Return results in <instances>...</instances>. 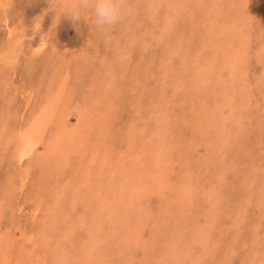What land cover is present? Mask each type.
I'll return each mask as SVG.
<instances>
[{"label": "rangeland", "instance_id": "374dc122", "mask_svg": "<svg viewBox=\"0 0 264 264\" xmlns=\"http://www.w3.org/2000/svg\"><path fill=\"white\" fill-rule=\"evenodd\" d=\"M1 1L0 58L4 50L12 58L6 66L5 59H0V264H264V0H129L131 13L113 31L94 27L90 7L80 10L79 19L66 13L78 0ZM213 25L217 27L212 29ZM9 28L16 30L12 36L8 35ZM38 34H44L46 45L36 53L33 49ZM200 60H207L208 66ZM92 73L95 81H100L93 82ZM61 77L67 89L53 95ZM226 83L231 87L227 88ZM17 87L23 94L17 92ZM49 90L52 95H47ZM45 95L52 98L48 101ZM39 97L45 102L42 106L47 107L45 118L50 123L36 145L41 155L25 160L21 170H29L30 174L20 178L13 175L20 170L13 160L14 144L6 145L9 138L21 137L19 129L25 125L26 116L36 111ZM95 99L100 102L97 106L92 105ZM38 110V114L43 112V108ZM92 110L98 124L89 135L83 129L88 126L78 117ZM58 131L63 138L58 141L57 151L52 150L53 145L47 150L51 133ZM79 135L87 141L75 139ZM102 149L109 159L105 165L94 160L92 154L94 151L102 161L104 156L97 155ZM48 151L52 153L48 155ZM107 163L117 164L114 175L105 167ZM87 182L98 187L92 190ZM108 190L112 195L106 197ZM107 217L112 219L109 223ZM92 245L100 251L91 249ZM184 245L194 246L190 247L194 253L190 251V255ZM129 254L138 258L133 261Z\"/></svg>", "mask_w": 264, "mask_h": 264}, {"label": "bare ground", "instance_id": "6f19581e", "mask_svg": "<svg viewBox=\"0 0 264 264\" xmlns=\"http://www.w3.org/2000/svg\"><path fill=\"white\" fill-rule=\"evenodd\" d=\"M4 1V0H3ZM3 1H1V2H3ZM47 1V0H46ZM45 1V2H46ZM75 1V0H74ZM245 1V0H244ZM249 1V0H248ZM252 1V0H251ZM67 2H70L69 0L67 1ZM234 2V1H233ZM239 2V1H238ZM241 2H242V0H241ZM4 3H6V2H4ZM42 3H44V2H42ZM228 3V2H227ZM240 3V2H239ZM244 3V2H243ZM254 3V2H253ZM44 5V4H43ZM73 5V4H72ZM220 5V4H219ZM228 5V4H227ZM231 5V4H230ZM243 5V4H242ZM250 5V4H249ZM248 5V6H249ZM169 6V5H168ZM221 6V5H220ZM219 6V7H220ZM246 6V5H245ZM2 7V6H1ZM255 7V6H254ZM48 8V7H47ZM225 8H227V7H225ZM242 8V7H241ZM243 8H246V7H243ZM242 8V9H243ZM49 9H50V7H49ZM52 9V8H51ZM158 9V8H157ZM249 9H250V7H249ZM255 9V8H254ZM253 9V10H254ZM4 10V9H3ZM45 10V9H44ZM47 10V9H46ZM167 10V9H166ZM48 11V10H47ZM46 11V12H47ZM51 11V10H50ZM56 11V10H55ZM156 11V10H155ZM159 11V10H158ZM157 12V11H156ZM227 12V11H226ZM225 12V13H226ZM246 12V11H245ZM248 12V11H247ZM251 12H252V10H251ZM138 14V13H137ZM160 14H162L161 12H160ZM178 14V13H177ZM148 15V14H147ZM151 15V14H150ZM220 15V14H219ZM245 15V14H244ZM246 15H247V13H246ZM250 15H252V14H250ZM49 16H50V14H49ZM145 16V15H144ZM175 16V15H174ZM225 16H227L226 14H225ZM230 16V15H229ZM248 16L249 15H247V18H248ZM40 17V16H39ZM42 17V16H41ZM232 17V16H231ZM245 18H246V16H245ZM8 19V18H7ZM142 19V18H141ZM140 19V20H141ZM54 20V19H53ZM84 20V19H83ZM149 20V19H148ZM156 20V19H155ZM172 20H173V18H172ZM222 20V19H221ZM234 20V19H233ZM250 20H251V17H250ZM2 21V20H1ZM133 21V20H132ZM143 21V20H142ZM169 21V20H168ZM174 21V20H173ZM220 21V20H219ZM252 21V20H251ZM251 21H250V25H251ZM254 21V20H253ZM253 21H252V23H253ZM146 22V21H145ZM152 22H154V20L152 21ZM221 22V23H220ZM219 23L220 24H222V21H220ZM225 22V21H224ZM223 22V24L225 25V23ZM228 22H229V20H228ZM234 21H232L231 22V24L233 23ZM134 23V22H133ZM160 23V22H159ZM246 23V22H245ZM230 24V25H231ZM37 25V24H36ZM139 25V24H138ZM146 25V24H145ZM246 25V24H245ZM58 26V25H57ZM184 26V25H183ZM229 26V25H228ZM190 27V26H189ZM217 26H215L214 27V25L212 26V29L213 28H216ZM246 27L248 28V26L246 25ZM54 28H56L55 27V25H54ZM207 28V27H206ZM224 28V27H223ZM243 28V27H242ZM241 28V29H242ZM124 29V28H123ZM222 29V28H221ZM250 29V28H249ZM57 29H55V31H56ZM114 29H112V31H113ZM208 30V29H207ZM210 30V29H209ZM219 30V29H218ZM226 30V29H225ZM225 30H223L224 32H225ZM245 30V29H244ZM243 30V31H244ZM37 31H38V29H37ZM110 31V30H109ZM155 31V30H154ZM214 31V30H213ZM212 31V32H213ZM222 31V30H221ZM9 33H8V35H10V36H12L13 34H15V32H16V30L15 31H13V29H11V28H9V31H8ZM58 32V31H57ZM147 32V31H146ZM150 32H151V30H150ZM208 32H210V31H208ZM211 32V33H212ZM228 32V31H227ZM233 32V31H232ZM149 33V32H148ZM248 33V32H247ZM246 33V34H247ZM252 33V32H251ZM113 34V33H112ZM135 34V33H134ZM146 34V33H145ZM150 34V33H149ZM225 34V33H224ZM229 34V33H228ZM41 35H43V37L42 36H39V34H38V36H36V38H35V42H34V49H33V51L34 52H36V53H39V51H42L44 48H45V45H46V42H45V40H44V34H41ZM52 35V34H51ZM136 35V34H135ZM152 35H154V34H152ZM210 35V34H209ZM216 35H220V34H217L216 33ZM215 35V36H216ZM123 36V35H122ZM133 36V35H132ZM131 36V37H132ZM142 36H144L143 34H142ZM157 36H158V34H157ZM259 36H260V34H259ZM125 37V36H124ZM126 37H127V35H126ZM136 37V36H135ZM134 37V38H135ZM152 37V36H151ZM155 37V36H154ZM209 37H211V36H209ZM250 37H251V35H250ZM18 37L16 36V39H17ZM118 38V37H117ZM121 38V37H120ZM133 38V39H134ZM137 38V37H136ZM145 38H146V36H145ZM156 38V37H155ZM212 38H213V36H212ZM47 39V38H46ZM49 39V38H48ZM57 39V38H56ZM128 39H130L129 37H128ZM229 39V38H228ZM9 40H10V38H9ZM118 40H119V38H118ZM131 40H132V38H131ZM131 40H129V41H131ZM136 40H138V39H136ZM136 40H134V41H136ZM218 40V39H217ZM225 40H226V38H225ZM17 41V40H16ZM232 40H230L229 42H231ZM240 41H241V39H240ZM15 42V41H14ZM18 42H19V40H18ZM53 42V41H52ZM177 42V41H176ZM213 42V41H212ZM246 42V41H245ZM12 43H13V41H12ZM56 43V42H55ZM68 44H70L71 42H67ZM114 43H115V41H114ZM129 43V42H128ZM135 43V42H134ZM249 43H250V41H249ZM51 44H53V43H51ZM73 44V43H72ZM127 44V43H126ZM130 44H132L133 46V48H134V44L131 42ZM129 44V45H130ZM136 44V43H135ZM204 44V43H203ZM207 44V43H206ZM209 44V43H208ZM226 44V43H225ZM245 43H243V44H241V45H244ZM247 44V43H246ZM245 44V45H246ZM20 45V44H19ZM54 45V44H53ZM78 45V44H77ZM128 45V46H129ZM169 45V44H168ZM166 46L165 48L168 50V48L167 47H170V46ZM171 45V44H170ZM173 45V44H172ZM205 45V44H204ZM213 45H215V44H213ZM13 46H15V45H13ZM63 46V45H62ZM67 46V45H66ZM74 46V45H73ZM113 46V45H112ZM111 46V47H112ZM203 46V45H202ZM217 46H219V45H217ZM228 46H229V43H228ZM235 46H237V45H235ZM10 47V46H9ZM17 47V46H16ZM56 47V46H55ZM146 47V46H145ZM174 47V46H173ZM176 47V46H175ZM207 47V46H206ZM205 47V48H206ZM238 47V46H237ZM247 47V46H246ZM4 48V47H3ZM65 48V47H64ZM68 48V47H67ZM77 48H79V47H77ZM84 48V47H83ZM131 48V47H130ZM138 48V47H137ZM147 48V47H146ZM185 48V47H184ZM208 48V47H207ZM215 48V47H214ZM226 48V47H225ZM236 48V47H235ZM249 48V47H248ZM5 49V48H4ZM3 49V50H4ZM10 49V48H9ZM54 49V48H53ZM57 49H59V48H57ZM210 49V48H209ZM222 49V48H221ZM240 49H242V48H240ZM0 50H1V48H0ZM11 50V49H10ZM65 50V49H64ZM138 51H139V49H137ZM145 50V49H144ZM169 50H170V48H169ZM216 50V49H215ZM214 50V51H215ZM228 50H229V48H228ZM237 50V49H236ZM243 50V49H242ZM241 50V51H242ZM245 50V49H244ZM249 50V49H248ZM247 50V51H248ZM262 50V49H261ZM264 50V49H263ZM19 51V50H18ZM66 51V50H65ZM80 51V50H79ZM78 51V52H79ZM85 51V50H84ZM129 51V50H128ZM127 51V52H128ZM136 51V50H135ZM166 51V50H165ZM221 51V50H220ZM227 51V50H226ZM230 51V50H229ZM232 51H233V49H232ZM259 51V50H258ZM13 52H15V51H13ZM20 52V51H19ZM228 52V51H227ZM238 52H239V50H238ZM244 52H246V51H244ZM244 52L242 51V53L244 54ZM171 53V52H170ZM175 53H177V52H175ZM221 53V52H220ZM231 53V52H230ZM260 53H262V51L260 52ZM57 54V53H56ZM172 55H173V53H171ZM211 54H212V52H211ZM217 54V53H216ZM228 54H229V52H228ZM232 54V53H231ZM230 54V56H232ZM237 54V53H236ZM240 54V57L239 58H241V56H242V54L241 53H239ZM256 54V53H255ZM33 55V54H32ZM66 55V54H65ZM111 55V54H110ZM109 55V56H110ZM113 55V54H112ZM218 55H220V54H218ZM223 55V54H222ZM248 55V54H247ZM246 55V56H247ZM51 56V55H50ZM78 56V55H77ZM115 56V55H114ZM216 56V55H215ZM226 56V55H225ZM233 56H234V54H233ZM245 56V55H244ZM255 56V55H254ZM10 57L12 58V56H10L9 55V58H8V55L6 54V52H5V50L3 51V53H1V62H4V59H5V66L6 65H8L9 63H10ZM81 57H83L82 55H81ZM131 57V56H130ZM210 57V56H209ZM219 57H221V58H223L222 56H219ZM260 57V56H259ZM14 58V57H13ZM55 58V57H54ZM78 58H79V56H78ZM77 58V59H78ZM211 58H213V57H211ZM216 58V57H215ZM228 58V57H227ZM226 58V59H227ZM237 58H238V56H237ZM238 58V61H236V62H238L239 63V60H241V59H239ZM245 58V57H244ZM255 58V57H254ZM48 59H49V57H48ZM51 59V58H50ZM66 59V58H65ZM76 59V60H77ZM115 59V58H114ZM217 59V58H216ZM15 60V59H14ZM52 60V59H51ZM82 60V59H81ZM88 59H86V61H87ZM113 60V59H112ZM128 60V59H127ZM203 60V59H202ZM202 60H200V62H201V64L202 65H204V64H206L207 66H208V64H207V60L206 61H202ZM223 60H225V59H223ZM242 60H243V58H242ZM245 60V59H244ZM55 61V60H54ZM78 61V60H77ZM129 61V60H128ZM220 61V60H219ZM226 61V60H225ZM227 61H228V59H227ZM63 62V61H62ZM79 62V61H78ZM94 62H96V61H94ZM200 62L198 61V65H199V67H202L201 65H200ZM210 62V61H209ZM215 62V61H214ZM232 62H235L234 60L232 61ZM231 62V63H232ZM241 62V61H240ZM29 63V62H28ZM91 63V62H90ZM93 63V62H92ZM111 63H113V62H111ZM126 63V62H125ZM229 63V62H228ZM242 63V62H241ZM264 63V62H263ZM50 64V63H49ZM88 64V63H87ZM104 64H106L105 62H104ZM127 64V63H126ZM215 64V63H214ZM223 64H224V62H223ZM90 65V64H89ZM93 65H94V63H93ZM130 65H132V64H130ZM205 65V66H206ZM209 65H211L210 63H209ZM230 65V64H229ZM233 65H235L236 66V64H233ZM243 65V64H242ZM48 66V65H47ZM50 66V65H49ZM85 66H87V65H85ZM234 66V67H235ZM90 67V66H89ZM213 67V66H212ZM220 67V66H219ZM232 67V66H231ZM242 67H244V66H242ZM109 68V67H108ZM218 68V66L216 67V69ZM221 68V67H220ZM102 69V68H101ZM105 69V68H104ZM118 69V68H117ZM126 69V68H125ZM213 69V68H212ZM215 69V68H214ZM230 69V68H229ZM229 69H227V71L229 70ZM235 69H237L236 67H235ZM103 70V69H102ZM203 70V69H202ZM219 71H220V69H218ZM107 71V70H106ZM124 71H126V70H124ZM158 71V70H157ZM232 71V70H231ZM261 71H262V68H261ZM59 72V71H58ZM78 72V71H77ZM76 72V73H77ZM110 72V71H109ZM149 72V71H148ZM211 72V71H210ZM217 72V71H216ZM235 72H236V70H235ZM241 72V71H240ZM260 72V71H259ZM78 73H80V72H78ZM96 73V72H95ZM105 73V72H104ZM104 73H103V76H104ZM156 73H158L159 74V72H156ZM229 73V76H230V72L228 71L227 72V74ZM232 73V72H231ZM258 73V72H257ZM256 73V74H257ZM59 74H62V73H59ZM86 74V73H85ZM97 74V73H96ZM151 74V73H150ZM219 74V73H218ZM218 74H217V76H218ZM235 74V73H234ZM240 74V73H239ZM89 75V74H88ZM92 76H93V73L91 74ZM90 75V76H91ZM112 75V74H111ZM190 75V74H189ZM225 75H226V73H225ZM225 75H221V77L223 76H225ZM237 75V74H236ZM241 75H242V73H241ZM95 76V75H94ZM94 76H93V78L92 79H94L93 80V82L95 81V78H94ZM98 76V75H97ZM96 76V77H97ZM192 76V75H191ZM214 76H216L215 74H214ZM228 76V75H227ZM228 76V77H229ZM258 76H259V74H258ZM99 77V76H98ZM112 77V76H111ZM149 77V76H148ZM190 77V76H189ZM204 77H206V76H204ZM226 77V76H225ZM224 77V78H225ZM227 77V78H228ZM237 77H238V75H237ZM236 77V78H237ZM254 77V76H253ZM100 78V77H99ZM114 78V77H113ZM150 78V77H149ZM192 78V77H191ZM196 78H197V75H196ZM201 78V77H200ZM216 78V77H215ZM214 78V79H215ZM259 78V77H258ZM260 78H262V77H260ZM60 79V80H59ZM216 79H218V78H216ZM223 79V78H222ZM222 79H220V80H222ZM231 79V78H230ZM205 79H203V81H204ZM239 80V79H238ZM241 80V79H240ZM64 77H61V78H58V84L55 86V88H53V95L55 94L56 96H57V94L58 93H62V91H63V93H65V91H66V85L64 84ZM96 81H100V79L99 80H97L96 79ZM96 81H95V83H96ZM101 81H103L104 82V80H101ZM192 81V80H191ZM190 81V82H191ZM206 81H208V80H206ZM205 81V82H206ZM213 81V80H212ZM215 81V80H214ZM224 81H225V79H224ZM227 81V80H226ZM231 81V80H230ZM235 81V80H234ZM102 82V85L103 86H105V84L104 83H106V81L103 83ZM194 82V81H193ZM229 82V81H228ZM236 82H238L239 83V81H237V79H236ZM235 82V83H236ZM253 82V81H252ZM53 83V82H52ZM101 83V82H100ZM158 83V82H157ZM186 83V82H185ZM188 83H189V81H188ZM195 83V82H194ZM201 83H204V82H200V84ZM232 83V82H231ZM238 83H236V84H238ZM109 84V83H108ZM159 84V83H158ZM207 84V83H206ZM209 84V83H208ZM219 84V83H218ZM221 84H222V82H221ZM227 85L229 84V83H226ZM225 84V85H226ZM235 84V85H236ZM243 84V83H242ZM241 84V85H242ZM99 87H100V85L99 84H97ZM107 85V84H106ZM163 85V84H162ZM187 85V84H186ZM217 85V84H216ZM220 85V84H219ZM231 85V84H230ZM252 85H253V83H252ZM98 86H96V87H98ZM159 87H162V86H160V84L158 85ZM197 86H198V84H197ZM93 87H94V85H93ZM98 87V88H99ZM106 87V86H105ZM104 87V88H105ZM184 87V86H183ZM192 87H193V85H192ZM224 87V86H223ZM222 87V88H223ZM229 87V85L227 86V88ZM231 87V86H230ZM229 87V88H230ZM182 88V87H181ZM226 88V89H227ZM17 92H21L19 89H20V87H17ZM95 89V88H94ZM100 89V88H99ZM110 89V88H109ZM129 89H130V87H129ZM231 89H233V88H231ZM4 90V89H3ZM22 90V89H21ZM65 90V91H64ZM111 90V89H110ZM185 90V89H184ZM184 90H182V91H184ZM217 90H218V87H217ZM222 90V89H221ZM225 90V89H224ZM251 90V89H250ZM263 90H264V88H263ZM94 91H97L96 89L94 90ZM105 91V90H104ZM177 91V90H176ZM247 91V90H246ZM27 92V91H26ZM26 92H25V94H26ZM98 92L100 93L101 91H99L98 90ZM163 92H164V89H163ZM218 91H216V93H217ZM225 92V91H224ZM260 92V91H259ZM22 94H23V92H21ZM28 93H29V91H28ZM27 93V94H28ZM94 93H96V92H94ZM106 93V92H105ZM110 93V92H109ZM108 92L106 93V94H109ZM185 93H186V91H185ZM216 93H215V96H216ZM226 93V92H225ZM229 93H230V91H229ZM229 93H228V95H229ZM232 93V92H231ZM1 94H4V93H2L1 92ZM26 94V95H27ZM52 95V91L51 90H49V92H48V94L47 95ZM97 95H98V93H96ZM103 93L101 92V95H102ZM111 94V93H110ZM183 94V93H182ZM219 94V93H218ZM47 95H45V98H47V100L49 101L51 98H52V96H47ZM105 95V94H104ZM144 95V94H143ZM184 95V94H183ZM220 95V94H219ZM226 95V94H225ZM2 96V95H1ZM12 96V95H11ZM28 96V95H27ZM230 96H231V94H230ZM3 97V96H2ZM31 97V96H30ZM29 97V98H30ZM93 97V96H92ZM224 97V96H223ZM222 97V98H223ZM227 97V96H226ZM233 97H234V95H233ZM248 97H250V96H248ZM96 99L98 98V96L97 97H95ZM101 98V97H100ZM154 98V97H153ZM216 98H218L217 96H216ZM4 99V98H3ZM91 99V98H90ZM95 99V100H96ZM142 99V98H141ZM206 99H208V97L206 98ZM220 99H221V95H220ZM230 99L232 100V98L230 97ZM229 98H228V100H230ZM8 100V99H7ZM34 100V99H33ZM45 100V99H44ZM94 100V99H93ZM109 100V99H108ZM161 99H159V101H160ZM218 100V99H217ZM223 100V99H222ZM29 101V100H28ZM98 100H96L95 102H93L94 104H92L93 106H97L96 105V102H97ZM164 101V100H163ZM163 101H160V103L162 102L163 103ZM224 101H225V99H224ZM263 101V100H262ZM22 102V101H21ZM153 102V101H152ZM167 102V101H166ZM36 104H35V106L34 107H36V109H34V110H38L40 107H41V109L43 108V112H41L40 114H38V112H32V113H29L27 116H26V123H25V125L24 126H22V128H20L19 130V133L21 134V137H16V139L14 140L13 138H9V143H7V145L6 146H9L10 144L12 145V144H14V146H13V160H15V165L16 166H18V167H20V170H18V173H16V174H13L14 176H19L20 178H27V177H29V174H30V171L28 170V171H22L21 170V167L23 166V163H25V160H27L28 158H30L31 157V159H34L35 157H37L36 155L37 154H39V155H41V152H37V147H36V145H37V143H39V137H41V135H42V133H43V131H44V129L47 127V125H49V123H50V121H48L47 120V118H45V112H44V110H46L47 109V107H43L42 105H44V104H42V103H45V102H43L42 101V98L41 97H39V100H37L36 102H35ZM66 103V102H65ZM98 103V102H97ZM100 103V102H99ZM98 103V104H99ZM156 103V102H155ZM160 103H159V105H160ZM161 103V104H162ZM165 103V102H164ZM163 103V106L165 105L166 106V104H164ZM228 103V102H227ZM263 103V102H262ZM213 104L215 105V102H213ZM218 104V103H217ZM48 105H51V104H48ZM103 105V104H102ZM156 105H158L157 103H156ZM228 105V104H227ZM226 105V106H227ZM47 106V105H46ZM99 106V105H98ZM161 106V105H160ZM160 106H157V107H160ZM213 106V105H212ZM217 106V105H216ZM260 106H263V104H260ZM26 107V106H25ZM48 107H50V106H48ZM52 107V106H51ZM101 107V106H100ZM155 107V106H154ZM234 107V106H233ZM98 108V107H97ZM161 108V107H160ZM162 108H164V107H162ZM219 108V107H218ZM235 108V107H234ZM41 109H39L38 111H41ZM94 109H95V107H94ZM155 110H157V108H154ZM229 109V108H228ZM100 110V109H99ZM162 110V109H161ZM215 110V109H214ZM262 110V109H261ZM9 111V110H8ZM93 111H95V110H92V111H88L87 113H85V114H80L79 115V119H81V124H86L88 127H83V129L85 130V133H91L90 132V130L93 128L94 130L96 129V127L94 126V125H97L98 124V122L96 121L97 120V115L95 114V113H93ZM221 111V110H220ZM227 111V110H226ZM5 112V111H4ZM7 112V111H6ZM228 112V111H227ZM226 112V113H227ZM9 113V112H8ZM22 113V112H21ZM214 113V112H213ZM215 114H217V113H215ZM214 114V115H215ZM107 115V114H106ZM131 115V114H130ZM135 115V114H134ZM200 115V114H199ZM220 115H221V113H220ZM21 116V115H20ZM90 116V117H89ZM104 116V115H103ZM109 116V115H108ZM206 116V115H205ZM230 117V116H229ZM14 118V117H13ZM90 118H91V120H90ZM106 118V117H105ZM223 118H224V116H223ZM22 119V118H21ZM141 119V118H140ZM199 119H200V117H199ZM225 119V118H224ZM10 120H12V119H10ZM111 120V119H110ZM92 121H95V122H93V123H91ZM100 121V120H99ZM232 121V120H231ZM235 121V120H234ZM208 122V121H207ZM102 123H103V121H102ZM122 123V122H121ZM193 123V122H192ZM195 124V123H194ZM203 124V123H202ZM206 124V123H205ZM235 124V123H234ZM9 125V124H8ZM204 125V124H203ZM209 125V124H208ZM206 126V125H205ZM82 127V126H81ZM201 127V126H200ZM157 128V127H156ZM160 128V127H159ZM197 128V127H196ZM202 128V127H201ZM12 129V128H11ZM74 129V128H73ZM234 129V128H233ZM8 130V129H7ZM10 130V129H9ZM193 130V129H192ZM232 130V129H231ZM1 131V130H0ZM204 131V130H203ZM242 131V130H241ZM11 132V131H10ZM57 132V131H56ZM83 132V131H82ZM135 132V131H134ZM198 132V135H200V133H199V131H197ZM202 132V131H201ZM2 133H4V131L2 132ZM12 133V132H11ZM60 133V131H58V133H51V137H50V143H49V145H48V147H45V148H47V150L49 149L50 150V148L52 147V145H53V149L52 150H54V151H57V148H58V141H60L63 137V135L62 134H59ZM155 132H153V135H155L154 134ZM226 133V132H225ZM10 134V133H9ZM15 134V133H14ZM97 134V133H96ZM138 134H139V132H138ZM152 134V133H151ZM180 134V133H179ZM83 135V134H82ZM76 136V138L75 139H78V140H84L85 142L87 141V139L85 138V136ZM90 135V134H89ZM157 137V136H156ZM192 137H194V136H192ZM196 137H199L200 138V136H196ZM196 137H195V139H196ZM215 137V136H214ZM233 137V136H232ZM232 137H231V139H232ZM160 138V137H159ZM202 138V137H201ZM75 139H73V141H75ZM193 139V138H192ZM205 139V138H204ZM198 140V139H197ZM201 140V139H200ZM10 141H13V143L12 142H10ZM187 141V140H186ZM199 141V140H198ZM210 141V140H209ZM8 142V141H7ZM138 142H139V140H138ZM189 143V142H188ZM9 144V145H8ZM233 144V143H232ZM4 146V145H3ZM6 146H4L5 148H6ZM50 147V148H49ZM95 147V146H94ZM2 148V147H1ZM44 149V148H43ZM59 149H61L62 150V148H60L59 147ZM94 149H96V148H94ZM231 149V148H230ZM3 150H5V149H3ZM51 150V151H52ZM1 153V152H0ZM52 153V152H51ZM50 153V151H48V155L49 154H51ZM95 152L94 151H92V154L94 155L93 156V159L95 158V159H98V163H104V165L106 164L105 162H108L109 161V159L105 156L106 154H105V150L104 149H102V151L101 150H99V152L97 153V155H99L100 157L101 156H104L103 158H102V161H100V159L99 158H97L96 157V154H94ZM218 153V152H217ZM43 154V153H42ZM65 155H67L66 153H64ZM64 154H63V157H64ZM215 156V155H214ZM140 158V157H139ZM91 159V158H90ZM94 159V160H95ZM142 159V158H141ZM52 160H54V158H52ZM208 161V160H207ZM55 162V160L52 162V163H54ZM112 161H110V163H111ZM209 162H210V160H209ZM212 162V161H211ZM28 163V162H27ZM101 163V164H102ZM108 164L107 163V165L105 166V167H109V169H110V171H111V173L113 174V173H116V165L117 164ZM134 163V162H133ZM264 163V162H263ZM257 164H259V163H257ZM28 166L30 165V163H28L27 164ZM104 165L103 166H100V167H104ZM125 165H127V164H125ZM132 165V164H131ZM50 166V165H49ZM135 167V166H134ZM142 167V166H141ZM212 167V166H211ZM216 167V166H215ZM50 168V167H49ZM122 168V167H121ZM127 168H128V166H127ZM123 169V168H122ZM214 169V168H213ZM262 169V168H261ZM104 170V169H103ZM263 170V169H262ZM118 171V170H117ZM64 172V171H63ZM129 172V171H128ZM119 173V172H118ZM211 173V172H210ZM64 174V173H63ZM65 174H66V172H65ZM89 174V173H88ZM109 174V173H108ZM122 174V173H121ZM133 174H134V172H133ZM137 174V173H136ZM158 174V173H157ZM163 174V173H162ZM230 174V173H229ZM85 175H87V174H85ZM90 175V174H89ZM111 175V174H110ZM114 175V174H113ZM116 175V174H115ZM126 175H128L129 176V174H126ZM58 176V175H57ZM63 176V175H62ZM112 176V175H111ZM159 176H162V175H159ZM213 176V175H212ZM119 177H120V175H119ZM56 178V177H55ZM59 178V177H58ZM107 178V177H106ZM122 178H123V176H122ZM121 178V179H122ZM129 178V177H128ZM181 178V177H180ZM61 179V178H60ZM100 179V178H99ZM111 179V178H110ZM110 179H109V182H110ZM112 179H113V176H112ZM115 179H117V178H114V180ZM124 179H125V177H124ZM129 179H131V178H129ZM177 179V178H176ZM183 179V178H182ZM253 179V178H252ZM64 180V179H63ZM73 180V179H72ZM107 180H108V178H107ZM120 180V178L118 179V181ZM179 180V179H178ZM207 180V179H206ZM13 181V180H12ZM55 181V180H54ZM94 181V180H93ZM113 181V180H112ZM111 181V182H112ZM126 180H124V182H125ZM167 181V180H166ZM210 181V180H209ZM91 182V181H90ZM90 182H87L88 183V185L90 186ZM100 181H98V182H95V183H99ZM102 182V181H101ZM114 182H116V181H114ZM128 182V181H127ZM129 182H130V180H129ZM22 183H24V182H22ZM90 183V184H89ZM104 183H105V181H104ZM187 183V182H186ZM195 183V182H194ZM53 184V183H52ZM62 185H64L63 183H61ZM79 185H81V183H78ZM120 184H123V182L121 181V183ZM127 184V183H126ZM184 184V183H183ZM197 184V183H196ZM57 185V184H56ZM66 185V184H65ZM79 185H77V187H76V190L78 191L79 189H78V186ZM84 184L82 183V186H83ZM87 185V184H86ZM85 185V186H86ZM87 185V186H88ZM101 185V184H100ZM119 185V184H118ZM132 185H134V184H132L131 183V186ZM180 185H182V184H180ZM186 185V184H185ZM53 186H54V184H53ZM81 186V187H82ZM84 186V187H85ZM88 186V187H89ZM126 186V185H125ZM124 186V187H125ZM93 187V188H92ZM98 186H96L95 185V188H94V186H92V184H91V188H92V190L94 189H96ZM102 187V186H101ZM108 187V186H107ZM111 187H113V186H111V184H110V187H108V188H110V190H111ZM119 187V186H118ZM127 187V186H126ZM130 187V186H129ZM133 187H135V186H133ZM187 187V186H186ZM59 188V187H58ZM61 188V187H60ZM105 188V187H104ZM120 188V187H119ZM131 188V187H130ZM135 188H137V187H135ZM46 189V188H45ZM57 189V188H56ZM84 189V188H83ZM85 189H86V187H85ZM90 189V188H89ZM89 189H88V191H89ZM116 189V188H115ZM115 189H114V191H115ZM179 189H181L180 188V186H179ZM65 190V189H64ZM87 190V189H86ZM98 190V192L100 191V189H97ZM96 190V191H97ZM110 190H108L109 192H108V194H104L105 196L107 195V196H109L110 195ZM121 190V189H120ZM184 190V189H183ZM196 190V189H195ZM202 190V189H201ZM58 191V190H57ZM84 191V190H83ZM83 191H82V193H83ZM87 191V192H88ZM116 191H117V189H116ZM115 191V192H116ZM122 191H124V190H122ZM131 191V190H130ZM177 191V190H176ZM179 191V190H178ZM56 192V191H55ZM86 192V191H85ZM118 192H120L119 190H118ZM132 192V191H131ZM174 192V191H173ZM182 192V191H181ZM185 192V191H184ZM183 192V193H184ZM195 192V191H194ZM60 193V192H59ZM58 193V194H59ZM77 193V192H76ZM79 193V192H78ZM125 193H126V191H125ZM128 193H129V191H128ZM135 193V192H134ZM182 193V194H183ZM190 193H193V192H190ZM54 194V193H53ZM62 194V193H61ZM80 194V193H79ZM84 194V193H83ZM97 195H98V193H96ZM96 194H94V196L96 195ZM116 194V193H115ZM120 194H121V192H120ZM131 194V193H130ZM133 194V193H132ZM171 194H172V192H171ZM52 195V194H51ZM56 195V194H55ZM55 195H54V197H55ZM60 195V194H59ZM82 195V194H81ZM80 195V196H81ZM93 195V194H92ZM111 195H112V193H111ZM141 195V194H140ZM179 195H180V192H179ZM191 195V194H190ZM53 196V195H52ZM52 196L51 197H49V198H52ZM74 196V195H73ZM103 196V195H102ZM106 196V197H107ZM117 196V195H116ZM123 196H125V195H123ZM130 196H133V195H130ZM188 196H189V194H188ZM205 196V195H204ZM39 197V196H38ZM92 196H90V198H91ZM99 197V196H98ZM104 197V196H103ZM187 197V196H186ZM89 198V199H90ZM111 198V197H110ZM133 198V197H132ZM135 198V197H134ZM141 198V197H140ZM38 199H42V198H38ZM59 199V198H58ZM60 199H61V197H60ZM98 199V198H97ZM104 199V198H103ZM113 199V198H112ZM120 199V198H119ZM119 199H118V201H119ZM43 200V199H42ZM45 200V199H44ZM51 200V199H50ZM53 200V199H52ZM96 200V199H95ZM107 200V199H106ZM35 201H37L36 200V198H35ZM46 201V200H45ZM57 201V200H56ZM122 201V200H121ZM188 201V200H187ZM41 202V201H40ZM39 202V203H40ZM47 202V201H46ZM64 202H65V200H64ZM91 202H93V200H92V198H91ZM97 202V201H96ZM120 202V201H119ZM126 202V201H125ZM214 202V201H213ZM37 203V202H36ZM57 203H58V201H57ZM107 203H109V201H107ZM107 203H105L106 204V206L105 207H107L108 206V204ZM116 203V202H115ZM41 204V203H40ZM48 204V203H47ZM52 204V203H51ZM54 204V206L56 205L55 203H53ZM60 204H62V203H60ZM86 204V203H85ZM191 204V203H190ZM38 205V204H37ZM42 205V204H41ZM45 205H46V203H45ZM87 205V204H86ZM85 205V206H86ZM94 205H95V202H94ZM98 205V207H100L99 205H100V203L99 204H97ZM152 205V204H151ZM185 205H187V204H185ZM40 206V205H39ZM43 206H44V204H43ZM52 206V205H51ZM58 206V205H57ZM92 206V205H91ZM96 206V205H95ZM112 206V205H111ZM189 206V205H188ZM49 207V206H48ZM65 207V206H64ZM93 207V206H92ZM149 207V206H148ZM41 208V207H40ZM52 208H54V207H52ZM90 208V207H89ZM97 208V207H96ZM102 208V207H101ZM100 208V209H101ZM183 208V207H182ZM46 209H49L50 210V208H46ZM56 209V208H55ZM93 209V208H92ZM99 209V210H100ZM196 209V208H195ZM48 210V211H49ZM60 210V209H59ZM105 210H107V209H105ZM112 210L114 211V209H113V207H112ZM124 210V209H123ZM47 211V212H48ZM57 211V210H56ZM102 211H104V210H102ZM128 211V210H127ZM36 212V211H35ZM52 212V211H51ZM50 212V213H51ZM109 212H111V209H110V211ZM108 212V213H109ZM116 212V211H115ZM114 212V213H115ZM185 212V211H184ZM49 213V212H48ZM61 213V212H60ZM60 213H59V215H60ZM93 213V212H92ZM91 213V214H92ZM107 213V212H106ZM107 213V214H108ZM35 214V213H34ZM95 213H93L92 215H94ZM96 214H98V212L96 211ZM153 214H155V212L153 213ZM197 214V213H196ZM63 215V214H62ZM110 214H108V216H109ZM121 215V214H120ZM149 216H150V214H148ZM61 216V215H60ZM84 216V215H83ZM96 216V215H95ZM107 216V215H106ZM111 216V215H110ZM115 216V215H114ZM117 216H118V213H117ZM199 216V215H198ZM211 216V215H210ZM49 217H50V215H49ZM55 217V216H54ZM58 217V216H57ZM100 217V216H99ZM212 217V216H211ZM44 218V217H43ZM94 218V217H93ZM108 218V217H107ZM112 218V217H111ZM206 218V217H205ZM61 219V218H60ZM95 219L97 220L98 218H97V216L95 217ZM109 219V218H108ZM105 219L106 221H108V223H109V221L110 220H112V219ZM57 220V219H56ZM62 220V219H61ZM101 221L103 220L104 221V218L102 217V219H100ZM194 220V219H193ZM58 221V220H57ZM64 221V220H63ZM90 221V220H89ZM101 221H99V222H101ZM102 221V222H103ZM141 221V220H140ZM230 221V220H229ZM69 222V221H68ZM98 222V223H99ZM67 223V222H66ZM105 224H106V222H104ZM102 224V225H105V224ZM135 223V222H134ZM209 223V222H208ZM47 225H48V223H46ZM71 224V223H70ZM93 224V223H92ZM101 224V223H100ZM99 224V225H100ZM131 224H132V222H131ZM136 224V223H135ZM138 224H139V222H138ZM141 224V223H140ZM174 224V223H173ZM184 224V223H183ZM189 224V223H188ZM210 224V223H209ZM68 225V224H67ZM66 225V226H67ZM102 225H101V227H102ZM108 225V224H107ZM112 225H114V224H112ZM112 225H108L109 227L110 226H112ZM130 225V224H129ZM176 225V224H175ZM92 226V225H91ZM106 226V225H105ZM131 226V225H130ZM137 226V225H136ZM224 226V225H223ZM222 226V227H223ZM57 227V226H56ZM113 227V226H112ZM111 227V228H112ZM52 228V227H51ZM72 228V227H71ZM114 228H116L115 226H114ZM217 228H219V227H217ZM229 228V227H228ZM84 229V228H83ZM117 229V228H116ZM210 229H211V227H210ZM220 229V228H219ZM231 229V228H230ZM256 229V228H255ZM56 230V229H55ZM72 230H73V228H72ZM97 230H99L98 228H97ZM112 230V229H111ZM209 230V229H208ZM214 230V229H213ZM221 230V229H220ZM219 230V231H220ZM224 230V229H223ZM263 230V229H262ZM91 231V230H90ZM126 231V230H125ZM210 231V230H209ZM91 232H93V231H91ZM102 232V231H101ZM108 232V231H107ZM217 232V231H216ZM87 233V232H86ZM98 233V232H97ZM220 234L221 233H224V231H220L219 232ZM234 233V232H233ZM240 233V232H239ZM85 234V233H84ZM90 234V233H89ZM91 234H93V233H91ZM132 234H134V233H132ZM217 234V233H216ZM219 234V235H220ZM94 235V234H93ZM96 235V234H95ZM100 234H98V236H99ZM102 235L105 237V234H103V232H102ZM136 235H138V234H136ZM235 235V234H234ZM101 236V235H100ZM99 236V237H100ZM108 236H110L109 234H108ZM163 236V235H162ZM231 236L232 237H236V236H233L232 234H231ZM1 237V236H0ZM29 237V236H28ZM52 237V236H51ZM59 237V236H58ZM85 237H87L86 235H85ZM93 237H95V236H92L91 238H93ZM111 237V236H110ZM238 237V236H237ZM96 238V237H95ZM102 238V237H101ZM135 238H137V236L135 237ZM164 238V237H163ZM179 238V237H178ZM210 238V237H209ZM216 238V237H215ZM37 239V238H36ZM88 239V238H87ZM110 239V238H109ZM214 239V238H213ZM217 239V238H216ZM30 240H31V238H30ZM38 240V239H37ZM47 240V239H46ZM97 240V239H96ZM96 240H94V241H96ZM99 240V239H98ZM119 240V239H118ZM130 240H131V238H130ZM184 239H182V241H183ZM202 240V239H201ZM2 241V240H1ZM83 241H85V239L83 240ZM93 241V242H94ZM100 241V243L102 242L101 240H99ZM133 241V240H132ZM135 241V240H134ZM186 241V240H185ZM184 241V242H185ZM12 242V241H11ZM54 242V241H53ZM59 242V241H58ZM80 242H82V241H80ZM87 242V241H86ZM88 242H89V239H88ZM90 242H92L91 240H90ZM115 242V241H114ZM128 242H130V241H128ZM206 242V241H205ZM204 242V243H205ZM214 242V241H213ZM215 242H217V241H215ZM79 243V242H78ZM100 243H99V245H100ZM140 243V242H139ZM163 243V242H162ZM167 243V242H166ZM235 243V242H234ZM258 243V242H257ZM63 244V243H62ZM75 244V243H74ZM82 244V243H81ZM85 244V243H84ZM96 244V242H94L93 243V245H95ZM126 244V243H125ZM211 244H212V242H211ZM210 244V245H211ZM218 244V243H217ZM47 245H49V244H47ZM85 245H87V244H85ZM93 245L92 246H90V248L92 249L93 248V250H99L98 248L97 249H94V248H96V246L95 247H93ZM139 245V244H138ZM155 245V244H154ZM261 245V244H260ZM41 246H43V245H41ZM77 246H78V244H77ZM104 246V245H103ZM173 246V245H172ZM184 246H186L187 247V245H184ZM183 246V248L185 249L186 247H184ZM189 246V245H188ZM198 246V245H197ZM219 246V245H218ZM32 248H33V246H31ZM39 247V246H38ZM74 247V246H73ZM87 247V246H86ZM129 247V246H128ZM177 247H179L178 245H177ZM190 247L191 248H193L192 247V245H190L189 247H187V248H189L190 249ZM215 247V246H214ZM213 247V248H214ZM20 248H22L21 246H20ZM45 248V247H44ZM63 248V247H62ZM62 248H61V250H62ZM69 248H70V246H69ZM71 248H72V246H71ZM78 248H81V247H77V249ZM88 248V247H87ZM122 248V247H121ZM130 248V247H129ZM153 248V247H152ZM28 249V248H27ZM40 249V248H39ZM68 249V248H67ZM67 249H66V251H67ZM82 249H85V246H84V248L82 247ZM105 249V248H104ZM125 249V248H124ZM165 249V248H164ZM164 249H163V251H164ZM212 249V248H211ZM216 249V248H215ZM20 250H22V249H20ZM33 250H35V249H33ZM32 250V251H33ZM49 250V249H48ZM81 250V249H80ZM87 251H88V249H86ZM127 250V249H126ZM148 250H149V248H148ZM147 250V251H148ZM171 250V249H170ZM186 250V249H185ZM203 250V249H202ZM201 250V251H202ZM214 250V249H213ZM212 250V251H213ZM36 251V250H35ZM34 251V252H35ZM66 251H65V253H66ZM69 251V250H68ZM91 251V250H90ZM90 251H89V253H90ZM100 251V250H99ZM99 251H97V254H99L98 252ZM101 251H102V249H101ZM131 251V250H130ZM145 251V250H144ZM156 251V250H155ZM166 251H168V250H166ZM193 252L192 251V249H190V250H188V253L191 255L192 253L191 252ZM198 251V250H197ZM217 251V250H216ZM24 252V251H23ZM29 252V251H28ZM40 252V251H39ZM50 252V251H49ZM52 252H54V250L52 251ZM62 252V251H61ZM64 252V251H63ZM80 252V251H79ZM83 252V251H82ZM95 252V251H94ZM103 252V251H102ZM110 252V251H109ZM113 252H114V250H113ZM132 252V251H131ZM146 252V251H145ZM150 252V251H149ZM157 252V251H156ZM165 252V251H164ZM174 252V251H173ZM183 252H185V251H183ZM199 252V251H198ZM21 253V252H20ZM25 253V252H24ZM55 253H56V251H55ZM68 253V252H67ZM151 253V252H150ZM155 253V252H154ZM175 253V252H174ZM173 253V254H174ZM186 253V252H185ZM188 253H187V255H188ZM194 253V252H193ZM208 253V252H207ZM30 254V253H29ZM28 254V255H29ZM60 254V253H59ZM63 254V253H62ZM69 254V253H68ZM67 254V255H68ZM71 254H73V249H72V253ZM96 254V255H97ZM103 255H104V253H102ZM115 254V253H114ZM128 254V253H127ZM172 254V253H171ZM171 254L169 253V255H170V257H172L171 256ZM180 254H182V253H180ZM203 254V253H202ZM26 254H24V256H25ZM66 255V256H67ZM91 255V254H90ZM102 255V256H103ZM108 255V254H107ZM130 255V254H129ZM134 255V254H133ZM155 255V254H154ZM157 255V254H156ZM155 255V256H156ZM198 255H199V253H198ZM44 256V255H43ZM49 257H51L52 255H48ZM60 256V255H59ZM68 256H70V255H68ZM89 256V255H88ZM99 256H100V254H99ZM105 256V255H104ZM109 256V255H108ZM131 256V258H132V255H130ZM129 256V257H130ZM155 256H153L152 257V259H154V257ZM175 256H177V255H175ZM186 256V255H185ZM20 257V256H19ZM21 257H23V256H21ZM55 257V256H54ZM54 257H53V259H54ZM107 257V256H106ZM128 257V258H129ZM140 257H142V256H140ZM157 257V256H156ZM25 258H26V256H25ZM27 258H28V256H27ZM56 258V257H55ZM68 258V257H67ZM72 258V257H71ZM131 258H129V260L131 259ZM138 258V257H137ZM137 258H135V259H137ZM164 258V257H163ZM169 258V257H168ZM204 258V257H203ZM216 258V257H215ZM219 258V257H218ZM86 259V258H85ZM107 259V258H106ZM133 259V261L135 260L134 259V257L132 258ZM132 259H131V261H132ZM147 259V258H146ZM152 259H150L149 261H151ZM170 259V258H169ZM176 259V258H175ZM181 259V258H180ZM179 259V260H180ZM227 259V258H226ZM36 260V259H35ZM52 260V259H51ZM54 260H58V259H54ZM59 260H60V258H59ZM156 260V259H155ZM165 260V259H164ZM177 260V259H176ZM184 260V259H183ZM37 261V260H36ZM91 261V260H90ZM170 261H171V259H170ZM216 261V260H215ZM227 261V260H226ZM29 262V261H28ZM53 262V261H52ZM87 262H89V261H87ZM109 262H110V257H109ZM112 262V261H111ZM110 262V263H111ZM136 262V261H135ZM137 262H139V261H137ZM152 262H154V260L152 261ZM177 262V261H176ZM229 262V261H228ZM2 263H3V261H2ZM35 263V262H34ZM42 263V262H41ZM53 263H55V262H53ZM57 263V262H56ZM55 263V264H56ZM66 263V262H65ZM67 263H68V261H67ZM77 263V262H76ZM155 263V262H154ZM156 263H157V261H156ZM155 263V264H156ZM174 263V262H173ZM27 264V263H26ZM32 264V263H31ZM38 264V263H37ZM74 264V263H73ZM98 264V263H97ZM142 264V263H141ZM147 264V263H146ZM150 264V263H149ZM152 264V263H151ZM165 264V263H164ZM171 264V263H170ZM178 264H180V263H178ZM187 264V263H186ZM215 264V263H214Z\"/></svg>", "mask_w": 264, "mask_h": 264}, {"label": "clouds", "instance_id": "9594fccd", "mask_svg": "<svg viewBox=\"0 0 264 264\" xmlns=\"http://www.w3.org/2000/svg\"><path fill=\"white\" fill-rule=\"evenodd\" d=\"M91 8L97 30L112 29L132 11L129 0H78L71 12L73 19L82 18L80 10Z\"/></svg>", "mask_w": 264, "mask_h": 264}]
</instances>
